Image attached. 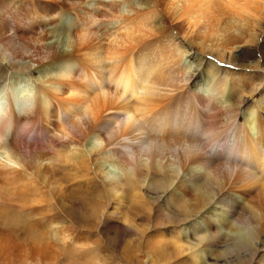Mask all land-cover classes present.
I'll return each mask as SVG.
<instances>
[{"label":"bare ground","instance_id":"1","mask_svg":"<svg viewBox=\"0 0 264 264\" xmlns=\"http://www.w3.org/2000/svg\"><path fill=\"white\" fill-rule=\"evenodd\" d=\"M263 20L264 0L2 4L0 190L28 211L50 210L41 181L67 171L76 188L98 185L96 200L113 202L111 213L104 202L94 209L101 223L125 192L155 204L164 220L147 241L155 260L264 264L262 77L201 67L245 70L257 56L253 68L264 67ZM53 221L37 234L65 247L70 235ZM12 236L1 230L0 248Z\"/></svg>","mask_w":264,"mask_h":264},{"label":"rangeland","instance_id":"2","mask_svg":"<svg viewBox=\"0 0 264 264\" xmlns=\"http://www.w3.org/2000/svg\"><path fill=\"white\" fill-rule=\"evenodd\" d=\"M9 1L11 0H0V8L2 7V4L4 5ZM64 20L65 23L69 22V18L67 16L64 17ZM261 25L263 27L261 28L262 33L259 37L260 43L264 40V20L261 22ZM257 33L260 32L257 31ZM237 55L238 53L235 54V56ZM257 58L255 59V57H252L249 64L247 63L248 66L245 70L241 67L239 70L237 68H231L226 63L213 64L209 61V64L208 60L207 62L203 61L201 67H204V70L207 66L212 69L217 67L219 69V74L221 73V75H223V73H239L241 75L244 74L251 76L256 73L262 77V86H259V89L257 90L264 92V67H261L258 70L253 68L256 65L254 62L259 59ZM252 94L254 95H244L249 103H252L257 98L255 93ZM4 101H6V99L3 100V102ZM262 115L264 116V112ZM31 139V136H27L26 138V140ZM70 175L71 173L67 171H55V173L53 172V175L48 174L46 176L47 178L45 177L41 181L40 186L43 185L46 187L44 188L41 186L42 191L45 189L47 190L43 192L44 199L46 198V201L41 205L46 206L47 203L52 206L50 210L44 209L42 212L36 210H32V212L28 211L32 206L28 201L24 200V198H17V196H7V193H5L4 190H0V231L2 230L3 232L7 229V233L13 235L9 244L0 248V264H172L170 261L166 260L168 259L167 254L161 256L164 258L156 256L158 258L155 260L153 257L154 255L149 249H147V247L150 248L147 241L151 240V237H154L158 231L164 228L160 226V223L164 220H162V218L157 214L155 204L153 205L147 199H144V202L141 200L142 203L139 202V199L133 200L132 193L127 194L129 192H125L122 194V198L123 195L125 196L123 200L124 204L122 202L123 207L121 205L119 208L120 211L117 212V216H110V221L101 223L99 221L100 215L98 217L100 205H102L103 202L106 203L105 208L108 214L113 211V202H108V200H105L106 198L102 200L99 199L98 201L96 200L92 193H95V188H98V185L90 187V191L84 187L76 188L74 184H76L77 180H72L73 178H71ZM50 179H52L53 184ZM49 185L51 187H49ZM56 186L58 187L56 188ZM137 200L139 201L137 202ZM147 209H149V212ZM10 213L15 215L17 213L18 217H22L23 219L18 218L17 221H19L15 226H9L5 224L6 222H4V218ZM35 213H40L43 217H34L33 214ZM130 213L132 214L130 215ZM53 220L60 223V225H62L66 232L70 235L71 241H68L65 244V247H61L59 244L50 243L49 239L45 236L37 234L41 233V230L47 227L48 223L54 222ZM125 220L132 223L136 227H140V229L138 228L139 231L136 232L126 230L124 223ZM131 220H133V222ZM8 227L13 229L9 230ZM14 227L16 228L14 229ZM19 228H21V231ZM32 231L33 233H36L40 239L42 237V240L37 239L40 245L33 243L34 240L30 236ZM180 239L182 238L180 237ZM13 242L16 243V245H19L16 246ZM40 247L41 249H44L45 247L46 250H42L41 252ZM9 248L10 250H8ZM7 253L9 256L6 255ZM22 259H24V263H21ZM202 264H211V262L204 258L202 260Z\"/></svg>","mask_w":264,"mask_h":264}]
</instances>
